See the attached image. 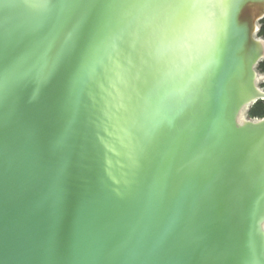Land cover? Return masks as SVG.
I'll list each match as a JSON object with an SVG mask.
<instances>
[{
  "label": "water",
  "instance_id": "95a60500",
  "mask_svg": "<svg viewBox=\"0 0 264 264\" xmlns=\"http://www.w3.org/2000/svg\"><path fill=\"white\" fill-rule=\"evenodd\" d=\"M264 0H0V264H264Z\"/></svg>",
  "mask_w": 264,
  "mask_h": 264
},
{
  "label": "snow or ice",
  "instance_id": "6c2138e0",
  "mask_svg": "<svg viewBox=\"0 0 264 264\" xmlns=\"http://www.w3.org/2000/svg\"><path fill=\"white\" fill-rule=\"evenodd\" d=\"M35 2L40 7L46 8L51 3V0H35ZM203 2L205 0H148L149 4L166 10L169 15L179 9L195 8ZM0 87H2V82H0Z\"/></svg>",
  "mask_w": 264,
  "mask_h": 264
},
{
  "label": "trees",
  "instance_id": "16d2710c",
  "mask_svg": "<svg viewBox=\"0 0 264 264\" xmlns=\"http://www.w3.org/2000/svg\"><path fill=\"white\" fill-rule=\"evenodd\" d=\"M259 35L264 37V18L261 20V29ZM259 70L264 73V60L259 64ZM264 87V83L262 85ZM250 117H262L264 115V100L259 99L254 102L249 111Z\"/></svg>",
  "mask_w": 264,
  "mask_h": 264
}]
</instances>
